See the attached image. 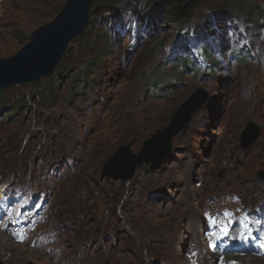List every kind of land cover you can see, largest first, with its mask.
<instances>
[{
  "label": "rangeland",
  "instance_id": "rangeland-1",
  "mask_svg": "<svg viewBox=\"0 0 264 264\" xmlns=\"http://www.w3.org/2000/svg\"><path fill=\"white\" fill-rule=\"evenodd\" d=\"M66 1L0 0V58ZM193 1L188 18L169 20L152 0H91L54 73L2 89L0 190L43 202L29 241L0 228L14 245L0 244L2 264H264L260 236L233 253L238 226L210 233L225 206L264 215V0ZM206 37L215 51L201 50ZM200 86L208 98L160 167L144 162L130 180L104 174L120 145L134 139L139 153ZM249 120L261 130L245 144Z\"/></svg>",
  "mask_w": 264,
  "mask_h": 264
},
{
  "label": "water",
  "instance_id": "water-1",
  "mask_svg": "<svg viewBox=\"0 0 264 264\" xmlns=\"http://www.w3.org/2000/svg\"><path fill=\"white\" fill-rule=\"evenodd\" d=\"M90 4L91 0H67L57 16L34 30L30 41L17 53L0 58V88L34 82L52 75L70 41L84 32L89 20ZM207 98V91L201 86L198 87L180 104L171 118V123L164 129H158L144 141L139 153H134L131 149L134 139L120 145L108 160L104 174L109 173L116 179L130 180L135 169L144 162L152 163V169L160 167L170 152L174 133L187 124L191 115ZM260 130L258 123L249 120L243 132L244 143L256 141ZM220 175L222 180L224 171ZM258 182H264V170L259 171Z\"/></svg>",
  "mask_w": 264,
  "mask_h": 264
},
{
  "label": "trees",
  "instance_id": "trees-1",
  "mask_svg": "<svg viewBox=\"0 0 264 264\" xmlns=\"http://www.w3.org/2000/svg\"><path fill=\"white\" fill-rule=\"evenodd\" d=\"M155 1V6L158 7V11L162 14V16L165 19L172 20L175 17L180 18H188L195 6L193 0H152ZM238 0H227V3L234 2ZM247 1V0H243ZM249 2V8L251 9L250 13H253L254 4L250 1ZM159 13V14H160ZM231 18L234 17L232 10L229 9L227 12ZM155 17L153 15H150L149 13H146L144 15V19L147 23L152 24ZM182 59H187L188 56H182ZM4 91L0 89V95L3 96Z\"/></svg>",
  "mask_w": 264,
  "mask_h": 264
},
{
  "label": "bare ground",
  "instance_id": "bare-ground-1",
  "mask_svg": "<svg viewBox=\"0 0 264 264\" xmlns=\"http://www.w3.org/2000/svg\"><path fill=\"white\" fill-rule=\"evenodd\" d=\"M1 194V193H0ZM212 215V214H211ZM193 221V220H192ZM203 225L204 224H201V226H200V231L202 232V235L204 234V237H205V232H204V228H203ZM232 234V233H231ZM240 234H241V230L238 232V234L236 235V237L234 238V240L232 241V242H235L236 244H240V242H241V240L243 239V237H241L240 238ZM221 235H223V234H219L218 236H221ZM233 235V234H232ZM206 238V237H205ZM204 238V239H205ZM226 238V237H225ZM220 239V238H219ZM250 241V240H249ZM255 241V240H254ZM250 243H252V242H250ZM0 244H1V246L2 247H4V248H9V249H12V248H14V245L13 244H11V243H9L8 241H3V240H1V236H0ZM242 247H243V250H246V249H248V248H250L251 246L249 245V246H247V242H244L242 245H241ZM233 253H236V252H238V251H234L233 249L231 250ZM260 251V253H261V250H259ZM260 255H262V257L264 256V254L263 253H261ZM248 261L249 262H258V263H261L262 261L260 260V258L259 257H257V256H250V257H248ZM259 261H261V262H259Z\"/></svg>",
  "mask_w": 264,
  "mask_h": 264
},
{
  "label": "snow or ice",
  "instance_id": "snow-or-ice-1",
  "mask_svg": "<svg viewBox=\"0 0 264 264\" xmlns=\"http://www.w3.org/2000/svg\"><path fill=\"white\" fill-rule=\"evenodd\" d=\"M197 43L199 46H201V50H203V47H207L210 50L215 51L217 46V40L214 37L201 38L197 41ZM230 264H236V262L232 261Z\"/></svg>",
  "mask_w": 264,
  "mask_h": 264
}]
</instances>
